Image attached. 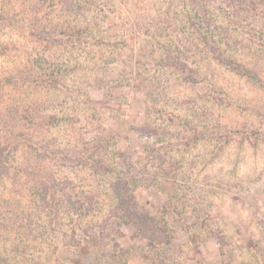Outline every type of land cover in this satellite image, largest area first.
Segmentation results:
<instances>
[{
    "label": "rangeland",
    "instance_id": "1",
    "mask_svg": "<svg viewBox=\"0 0 264 264\" xmlns=\"http://www.w3.org/2000/svg\"><path fill=\"white\" fill-rule=\"evenodd\" d=\"M81 1L0 0V264H264V0ZM200 2L212 44L184 26Z\"/></svg>",
    "mask_w": 264,
    "mask_h": 264
},
{
    "label": "trees",
    "instance_id": "2",
    "mask_svg": "<svg viewBox=\"0 0 264 264\" xmlns=\"http://www.w3.org/2000/svg\"><path fill=\"white\" fill-rule=\"evenodd\" d=\"M84 1V0H82ZM81 1V2H82ZM70 4V3H68ZM82 4V3H80ZM83 5V4H82ZM188 10L187 12V21L185 20L184 26L192 31H194V35L198 34L200 36V41L204 42L205 44H212L213 43V34L210 32L209 26L206 24V18L207 15L205 13V10L202 9L204 6L200 2L196 5L193 3H189L188 5ZM205 13V14H204ZM204 14V15H203ZM75 15V14H74ZM77 17H80V13H76ZM159 23L154 22L151 24V26H154L156 29H160V26L162 25V22L168 27H170L169 21L166 22L163 20H157ZM208 26V27H207ZM86 27V26H85ZM84 26L82 27H76L72 28L71 30H66L65 32H57L56 35H65L66 40H64L66 43H70L72 38H76L80 42L84 43V40L88 38V36L91 33L90 37H93L95 35L94 30L93 31H88V29H84ZM166 27V28H168ZM79 28V29H78ZM163 30V29H162ZM184 34L188 33L189 31L187 29H183L182 31ZM70 38V39H69ZM191 39V38H190ZM192 42L193 38H192ZM103 39L98 40V44L102 45ZM219 59H225L223 54H219ZM63 76V74L59 72H52L51 80L45 81L52 83V86L56 89H58L57 83H60L61 80H58L59 76ZM62 83V82H61ZM0 147V166L6 162L5 156L6 152L1 149ZM100 151V150H98ZM8 156V155H7ZM79 156V155H78ZM77 156V157H78ZM90 159L93 161V167L97 170L99 169H104L105 167L102 166L100 162H98L92 155H90ZM90 159L86 158V161L88 162ZM78 162H80L78 158ZM64 186V185H63ZM68 187V186H64ZM67 189V188H66ZM64 189V190H66ZM110 189L112 191V194L114 195L115 201H116V208L117 210L121 213L122 219L125 220L126 223L128 224H133L135 225L140 232H142L155 246L158 244L164 243V236L162 233L158 231V228L156 227L153 217L146 212L145 210L139 208L138 203L135 198V194L133 190L130 188L127 182H125L123 179H117L116 181L112 182L110 184ZM60 190V191H64ZM87 195L83 194L82 196H72L68 195L66 203L69 204L71 207L69 209H72L73 211H78L82 215H86L89 213L87 210H92L93 206L89 208V204L86 201ZM59 207L57 208L58 212H64V206L62 205V202L59 200ZM66 207H68L66 205ZM50 208H48L49 210ZM51 213V212H50ZM59 214V213H58ZM56 214V216L58 215ZM92 243V242H91ZM154 246V245H153ZM87 250L80 254L79 257H84L81 255H84ZM81 259L80 264H82Z\"/></svg>",
    "mask_w": 264,
    "mask_h": 264
}]
</instances>
